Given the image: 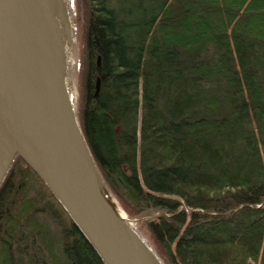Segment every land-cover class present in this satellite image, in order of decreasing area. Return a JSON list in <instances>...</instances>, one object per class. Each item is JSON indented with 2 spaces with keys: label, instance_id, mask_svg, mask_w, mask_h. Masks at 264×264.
Wrapping results in <instances>:
<instances>
[{
  "label": "trees",
  "instance_id": "trees-1",
  "mask_svg": "<svg viewBox=\"0 0 264 264\" xmlns=\"http://www.w3.org/2000/svg\"><path fill=\"white\" fill-rule=\"evenodd\" d=\"M76 113L164 264H264V0H72ZM0 264H105L16 154Z\"/></svg>",
  "mask_w": 264,
  "mask_h": 264
},
{
  "label": "water",
  "instance_id": "water-1",
  "mask_svg": "<svg viewBox=\"0 0 264 264\" xmlns=\"http://www.w3.org/2000/svg\"><path fill=\"white\" fill-rule=\"evenodd\" d=\"M63 75L50 0H0V184L18 153L105 264H164L110 205Z\"/></svg>",
  "mask_w": 264,
  "mask_h": 264
},
{
  "label": "bare ground",
  "instance_id": "bare-ground-1",
  "mask_svg": "<svg viewBox=\"0 0 264 264\" xmlns=\"http://www.w3.org/2000/svg\"><path fill=\"white\" fill-rule=\"evenodd\" d=\"M51 5V21L56 36L58 47L61 52L63 65L64 87L68 99V103L75 112V57H74V43H73V18L70 7V0H50ZM105 195L112 206L114 212L124 218L130 225L133 220H129L128 214L112 195L111 192H105ZM136 228L135 226H133Z\"/></svg>",
  "mask_w": 264,
  "mask_h": 264
},
{
  "label": "rangeland",
  "instance_id": "rangeland-1",
  "mask_svg": "<svg viewBox=\"0 0 264 264\" xmlns=\"http://www.w3.org/2000/svg\"><path fill=\"white\" fill-rule=\"evenodd\" d=\"M70 7H71V12H72V18H73V36H74V38H73V43H74V51H73V53L74 54L73 55L75 57V69H76V71H75V90H76L75 109H76V103H77L78 93H79V82L81 80L80 79V72L78 70V61H79L80 55H81L82 39H81V34L80 33H81L82 29H81L80 23H78L77 24V27H76V36H75V25H76L77 19H76V13H75V10H74L75 9V6L73 7L72 0H70ZM155 213H156L155 212V209H148V210H145L144 212H142V214L140 216H132V218H136V220L133 221V224H134L133 226L136 227L137 231L149 243H150V240H149L148 234L146 232V228H143V230L141 231L140 224H141V222H142L143 219L148 218V217H152Z\"/></svg>",
  "mask_w": 264,
  "mask_h": 264
}]
</instances>
